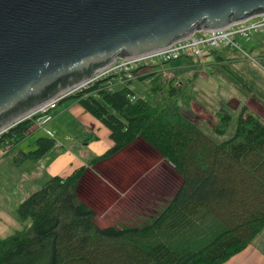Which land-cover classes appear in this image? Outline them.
Returning a JSON list of instances; mask_svg holds the SVG:
<instances>
[{
    "label": "trees",
    "instance_id": "1",
    "mask_svg": "<svg viewBox=\"0 0 264 264\" xmlns=\"http://www.w3.org/2000/svg\"><path fill=\"white\" fill-rule=\"evenodd\" d=\"M219 67L229 80L244 82L229 64ZM161 74H139L120 88L103 79L64 98L103 125L112 143L70 173L50 175L18 204V217L28 224L0 237V264H218L264 227V121L242 108L232 135L215 141L169 105L159 108L128 87ZM174 80L166 76L171 92L178 88ZM217 116L213 129L222 132L230 115L219 109ZM32 124L24 119L1 133V149H14ZM136 139L167 161L180 182L145 223L99 226L78 195L79 182L88 168ZM53 145L40 136L34 149L18 153L37 160Z\"/></svg>",
    "mask_w": 264,
    "mask_h": 264
},
{
    "label": "water",
    "instance_id": "2",
    "mask_svg": "<svg viewBox=\"0 0 264 264\" xmlns=\"http://www.w3.org/2000/svg\"><path fill=\"white\" fill-rule=\"evenodd\" d=\"M264 14V0H0V129L115 57Z\"/></svg>",
    "mask_w": 264,
    "mask_h": 264
},
{
    "label": "rangeland",
    "instance_id": "3",
    "mask_svg": "<svg viewBox=\"0 0 264 264\" xmlns=\"http://www.w3.org/2000/svg\"><path fill=\"white\" fill-rule=\"evenodd\" d=\"M257 34L248 40L238 39L239 47L244 51L239 48L234 53L240 59L227 61L221 54L244 82L234 83L229 80L214 56L209 54L203 59L189 58V61L181 57L169 61L165 64L166 70H161L162 74L157 80L151 77L141 81L134 79L128 87L135 96L144 97L159 108L169 105L215 141L224 140L232 135L242 108L264 121V33ZM260 42L263 44H258ZM242 52L247 53V56ZM183 62L187 63L181 64ZM178 64L181 67L167 70ZM181 68H185V74L175 70ZM168 72L173 73L174 87L178 86L174 92L169 91L165 81L166 76L171 77ZM121 86L115 84L113 87ZM63 102H58L50 110L51 114L63 108ZM219 109L230 115L222 132L213 129L218 122ZM66 123L67 120H64ZM73 125L80 128L77 123ZM71 131L76 132L77 129L72 128ZM40 136L47 135L35 126L14 149L5 147L2 150L0 147V237L28 224V220L23 221L18 217L16 208L49 177L45 168L53 148L37 160L22 159L18 153L34 149L36 138ZM71 151L75 153L77 149L72 148ZM88 151L89 156L95 154L92 149ZM96 169L97 172L86 171L78 185V195L94 209V221L99 226L145 223L167 203L180 182V177L167 161L150 146L136 140L114 158L102 161Z\"/></svg>",
    "mask_w": 264,
    "mask_h": 264
},
{
    "label": "built area",
    "instance_id": "4",
    "mask_svg": "<svg viewBox=\"0 0 264 264\" xmlns=\"http://www.w3.org/2000/svg\"><path fill=\"white\" fill-rule=\"evenodd\" d=\"M257 33H264V14L252 16L246 20L233 23L221 30L197 31L190 35L187 39L173 43L166 50L152 52L131 59L115 57L108 65L94 71L86 80L58 92L41 105L2 127L0 129V134L12 127L14 124L24 119L32 118L33 127L36 126L43 130L47 136H51V132L45 129L44 125L51 118L50 110L55 108L58 102L67 96L86 90L97 81H101L103 79H107L109 84L115 83L123 85L126 81L128 82L129 79H132L139 74L151 72L155 69L164 71L166 70V62L177 58L184 57L188 59H203L209 55L212 49L221 47L239 49L238 39L243 38L244 40H248ZM168 75L173 76V73L168 72Z\"/></svg>",
    "mask_w": 264,
    "mask_h": 264
},
{
    "label": "crops",
    "instance_id": "5",
    "mask_svg": "<svg viewBox=\"0 0 264 264\" xmlns=\"http://www.w3.org/2000/svg\"><path fill=\"white\" fill-rule=\"evenodd\" d=\"M258 44L261 45L263 44V42H260ZM239 45L240 43L238 41V46ZM239 48H241V46ZM234 51L235 49L221 47L216 49V53L213 54V56L218 64H228V62L224 61L221 54L227 59V61L234 58L240 59L239 57H237L238 55L235 54ZM242 53L247 56V53ZM188 60L190 61V59ZM185 63L183 62L181 64ZM181 64L171 66L170 68L173 69L176 66L181 67ZM177 70H179L181 74L186 73L185 68ZM238 72L240 73V71ZM232 85L230 84V86ZM61 102H63V108L53 111L52 114L50 111L51 118L44 125V128L51 132V139L54 141V145L50 148H53L51 153L49 154L50 160L47 162L45 168V171L49 176H64L70 173L74 168L85 164L87 159L91 158L94 155L102 153L112 143L109 137L108 130H106L103 125L101 126V124L90 114L83 111L75 101L64 99L59 103ZM64 120H67L66 125L64 124ZM75 123H77L78 127L80 128L90 130H81L80 128H77L73 125ZM72 128H76L77 131H71V133L70 130H72ZM33 129L34 127L31 126L28 131L31 132ZM137 141L145 143L141 139H136V142ZM72 148L77 149V151L75 153L72 152ZM89 149L94 150L95 154L89 156ZM110 158L112 159V157ZM110 158L105 160H110ZM105 160L102 161L104 162ZM102 161H98L87 170L97 172L98 170L96 169V166ZM82 179L79 183H81ZM218 264H264V227L253 236L251 241L246 246Z\"/></svg>",
    "mask_w": 264,
    "mask_h": 264
},
{
    "label": "bare ground",
    "instance_id": "6",
    "mask_svg": "<svg viewBox=\"0 0 264 264\" xmlns=\"http://www.w3.org/2000/svg\"><path fill=\"white\" fill-rule=\"evenodd\" d=\"M9 130V129H8ZM2 135V134H1Z\"/></svg>",
    "mask_w": 264,
    "mask_h": 264
}]
</instances>
